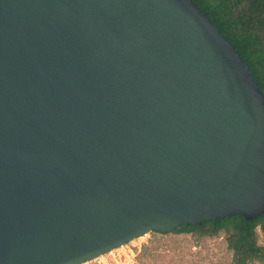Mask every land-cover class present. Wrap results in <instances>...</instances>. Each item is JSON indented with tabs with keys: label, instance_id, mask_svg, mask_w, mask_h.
Listing matches in <instances>:
<instances>
[{
	"label": "water",
	"instance_id": "95a60500",
	"mask_svg": "<svg viewBox=\"0 0 264 264\" xmlns=\"http://www.w3.org/2000/svg\"><path fill=\"white\" fill-rule=\"evenodd\" d=\"M262 212L263 94L191 0H0V264Z\"/></svg>",
	"mask_w": 264,
	"mask_h": 264
},
{
	"label": "trees",
	"instance_id": "16d2710c",
	"mask_svg": "<svg viewBox=\"0 0 264 264\" xmlns=\"http://www.w3.org/2000/svg\"><path fill=\"white\" fill-rule=\"evenodd\" d=\"M191 1L231 43L264 97V0ZM258 230L264 232V212L252 219L236 214L181 224L171 233L190 234L194 247H201L207 239L221 237L229 252V259L223 264H264V243L259 241ZM142 248L148 249L146 245Z\"/></svg>",
	"mask_w": 264,
	"mask_h": 264
},
{
	"label": "rangeland",
	"instance_id": "374dc122",
	"mask_svg": "<svg viewBox=\"0 0 264 264\" xmlns=\"http://www.w3.org/2000/svg\"><path fill=\"white\" fill-rule=\"evenodd\" d=\"M259 241L264 243V232L258 230ZM135 255L137 264H223L229 252L219 238L207 239L201 247L192 246L190 234L147 232L126 244ZM146 245L148 249L143 251Z\"/></svg>",
	"mask_w": 264,
	"mask_h": 264
},
{
	"label": "built area",
	"instance_id": "2783aa9c",
	"mask_svg": "<svg viewBox=\"0 0 264 264\" xmlns=\"http://www.w3.org/2000/svg\"><path fill=\"white\" fill-rule=\"evenodd\" d=\"M80 264H137L132 249L126 244L115 247L106 253Z\"/></svg>",
	"mask_w": 264,
	"mask_h": 264
}]
</instances>
